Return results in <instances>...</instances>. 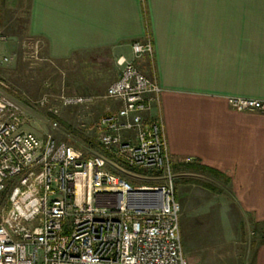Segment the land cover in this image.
Returning a JSON list of instances; mask_svg holds the SVG:
<instances>
[{
	"label": "crops",
	"instance_id": "0c3cea01",
	"mask_svg": "<svg viewBox=\"0 0 264 264\" xmlns=\"http://www.w3.org/2000/svg\"><path fill=\"white\" fill-rule=\"evenodd\" d=\"M16 4L26 36L40 44L38 59L69 92H103L119 56L134 58L136 41L152 44L153 54L135 64L162 89L149 115L162 114L172 163L207 166L227 180L239 221L261 238L255 264H264V109L237 111L227 101H264V0Z\"/></svg>",
	"mask_w": 264,
	"mask_h": 264
},
{
	"label": "built area",
	"instance_id": "2783aa9c",
	"mask_svg": "<svg viewBox=\"0 0 264 264\" xmlns=\"http://www.w3.org/2000/svg\"><path fill=\"white\" fill-rule=\"evenodd\" d=\"M32 46L38 58L39 42ZM132 51L117 58L106 90L119 106L98 122L103 153L86 156L23 130L20 106L0 88V264H188L164 120L160 110L149 115L162 89L135 64L153 46L136 41ZM91 101L60 97L63 105ZM227 101L237 111L264 109L259 99ZM135 176L164 183L136 186Z\"/></svg>",
	"mask_w": 264,
	"mask_h": 264
},
{
	"label": "rangeland",
	"instance_id": "374dc122",
	"mask_svg": "<svg viewBox=\"0 0 264 264\" xmlns=\"http://www.w3.org/2000/svg\"><path fill=\"white\" fill-rule=\"evenodd\" d=\"M16 2L0 0V37H6V40L0 39V88L20 106L21 128L42 139L52 136L86 156L103 153L98 122L116 107L115 100L105 97L108 87L99 93L67 91L62 86L63 77L60 80L51 75L50 64L43 65L27 53L31 52L34 39L24 32L26 13H19ZM4 56L11 57V61L3 63ZM116 74L118 77L119 70ZM74 94L93 97V101L61 104V96ZM45 98L46 102L42 103ZM55 108L59 114L54 113ZM172 171L180 203L182 246L188 264H255L261 238L254 226H245L239 221L241 214L233 203L227 180L218 174L173 163ZM129 180L136 186L164 183L163 179L142 176L129 177Z\"/></svg>",
	"mask_w": 264,
	"mask_h": 264
},
{
	"label": "trees",
	"instance_id": "16d2710c",
	"mask_svg": "<svg viewBox=\"0 0 264 264\" xmlns=\"http://www.w3.org/2000/svg\"><path fill=\"white\" fill-rule=\"evenodd\" d=\"M185 166L188 167V168H191V169H201V170H205V171H208V172H211V173L219 175V173L216 170H214V169H212L210 167H207V166H203V165L197 164V163L185 164ZM200 184H202L203 186L205 185L206 187H210L206 183L205 184L204 183H200Z\"/></svg>",
	"mask_w": 264,
	"mask_h": 264
}]
</instances>
